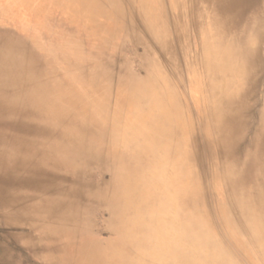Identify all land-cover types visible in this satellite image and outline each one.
I'll return each instance as SVG.
<instances>
[{"label": "bare ground", "instance_id": "1", "mask_svg": "<svg viewBox=\"0 0 264 264\" xmlns=\"http://www.w3.org/2000/svg\"><path fill=\"white\" fill-rule=\"evenodd\" d=\"M19 3L22 26L0 7V264L196 262V163L264 188V0Z\"/></svg>", "mask_w": 264, "mask_h": 264}, {"label": "rangeland", "instance_id": "2", "mask_svg": "<svg viewBox=\"0 0 264 264\" xmlns=\"http://www.w3.org/2000/svg\"><path fill=\"white\" fill-rule=\"evenodd\" d=\"M6 1L0 0V7L9 21L17 20L19 25L21 22L29 21L25 15L27 8L24 3L7 6ZM14 7L22 14H15ZM6 25L10 26L9 23ZM259 106L250 114L255 118L253 132L259 129L257 115ZM197 128L196 126L199 133ZM212 156L214 162L211 171L202 170L199 162L195 165L196 179L200 185L199 188L203 189L202 196L194 198L189 205L180 201L181 217L190 215L189 223L182 218L179 222L181 235L188 234L185 238L181 236V244L184 245L188 241L191 256L198 258L192 264H264V188L260 186L249 189L231 187L234 179L228 175L230 168L221 165L218 153L214 152ZM208 179L211 181L209 185ZM217 193L219 197L216 196ZM245 193L260 194L259 201L255 203L258 207L252 208L240 204L234 207L229 204L231 201H238L239 197ZM256 217H258L257 220ZM129 258H131L130 255H128ZM176 260L178 264H186V254L182 253Z\"/></svg>", "mask_w": 264, "mask_h": 264}]
</instances>
